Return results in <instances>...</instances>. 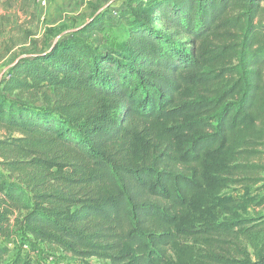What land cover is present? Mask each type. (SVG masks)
<instances>
[{
    "label": "trees",
    "instance_id": "obj_1",
    "mask_svg": "<svg viewBox=\"0 0 264 264\" xmlns=\"http://www.w3.org/2000/svg\"><path fill=\"white\" fill-rule=\"evenodd\" d=\"M111 12L1 79L0 129L17 135L0 137V236L20 214L35 243L84 260L264 264V0ZM107 26L121 45L80 36ZM9 252L0 264H42Z\"/></svg>",
    "mask_w": 264,
    "mask_h": 264
},
{
    "label": "rangeland",
    "instance_id": "obj_2",
    "mask_svg": "<svg viewBox=\"0 0 264 264\" xmlns=\"http://www.w3.org/2000/svg\"><path fill=\"white\" fill-rule=\"evenodd\" d=\"M127 1V0H125ZM72 4H62L59 1L54 3L57 14L44 12L36 3L34 6H21L17 0H2L0 2V83L5 71L11 64L27 52H37L43 50L61 40L67 32H77L81 26L88 22L90 18L106 9H101L102 5L95 1H87L86 12L76 13ZM26 9V10H25ZM48 11V10H47ZM64 12H69L64 15ZM264 21V13L262 17ZM93 44L106 43L111 46H119L124 41V26L119 29L104 27L88 31L82 35ZM16 133L0 129V137L16 136ZM253 163L264 164V151ZM264 176V173H261ZM243 188L238 185L230 186L226 192L239 197ZM258 212L264 214V206L257 208ZM20 214L12 216L9 233L0 236V246L9 248L10 252L5 256L2 263L16 258L18 255H30L36 263L42 264H109L106 259L89 258L80 259L70 253L63 251L59 246L48 243H35L32 236L21 224ZM217 244V242H216ZM225 250H231L226 247ZM218 250V246H213ZM53 258L48 263V258Z\"/></svg>",
    "mask_w": 264,
    "mask_h": 264
},
{
    "label": "crops",
    "instance_id": "obj_3",
    "mask_svg": "<svg viewBox=\"0 0 264 264\" xmlns=\"http://www.w3.org/2000/svg\"><path fill=\"white\" fill-rule=\"evenodd\" d=\"M56 1L61 2L62 4H72L77 2L79 5L75 6V12L76 13H84L86 12V4L88 0H50L48 7L47 8H41L45 13L49 12L50 14H57L54 3ZM92 1V0H89ZM95 1V3H100L102 5L101 9H107L109 8V10H112L111 13H109V16L112 17L113 19H117L116 18V8L121 7L124 4L125 0H93ZM28 9V8H26ZM25 9V10H26ZM48 10V11H47ZM69 12H64L63 14L66 15ZM115 21V20H114Z\"/></svg>",
    "mask_w": 264,
    "mask_h": 264
},
{
    "label": "built area",
    "instance_id": "obj_4",
    "mask_svg": "<svg viewBox=\"0 0 264 264\" xmlns=\"http://www.w3.org/2000/svg\"><path fill=\"white\" fill-rule=\"evenodd\" d=\"M50 0H36V3L41 7V8H47ZM53 258L49 257L47 262L51 263Z\"/></svg>",
    "mask_w": 264,
    "mask_h": 264
}]
</instances>
